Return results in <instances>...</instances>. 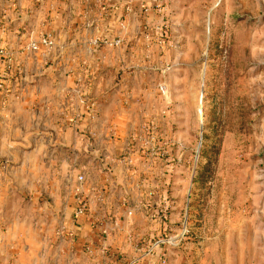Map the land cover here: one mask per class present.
I'll list each match as a JSON object with an SVG mask.
<instances>
[{
	"label": "rangeland",
	"instance_id": "374dc122",
	"mask_svg": "<svg viewBox=\"0 0 264 264\" xmlns=\"http://www.w3.org/2000/svg\"><path fill=\"white\" fill-rule=\"evenodd\" d=\"M146 3L150 16L111 49L136 66L147 43L156 65L159 105L138 112L136 158L125 159L127 146L121 156L136 170L134 195L110 180L96 241L82 244L42 216L47 200L67 196L59 172L13 168L0 151V264H264V0Z\"/></svg>",
	"mask_w": 264,
	"mask_h": 264
},
{
	"label": "crops",
	"instance_id": "0c3cea01",
	"mask_svg": "<svg viewBox=\"0 0 264 264\" xmlns=\"http://www.w3.org/2000/svg\"><path fill=\"white\" fill-rule=\"evenodd\" d=\"M35 1L0 0V49L8 53L11 69L0 90V151L15 156L13 168L38 166L45 179L59 172L55 181L67 196L64 202L58 196L46 201L45 224L51 228L52 220H61L78 242L90 244L96 241L92 220L108 208L106 184H125L134 195L137 173L133 167L125 172L121 156L127 146L125 159L136 158L128 147L143 134H138V112L159 105L157 84L149 82L155 77L149 70H156L154 60H146L149 45L142 46L134 66V55L112 51L103 41L124 35L130 22L145 20L151 5L146 0ZM44 34L54 37L52 50L24 49ZM4 63L0 71L6 70ZM79 176L91 204L85 218L74 220L72 195Z\"/></svg>",
	"mask_w": 264,
	"mask_h": 264
},
{
	"label": "built area",
	"instance_id": "2783aa9c",
	"mask_svg": "<svg viewBox=\"0 0 264 264\" xmlns=\"http://www.w3.org/2000/svg\"><path fill=\"white\" fill-rule=\"evenodd\" d=\"M148 36L146 35V38ZM122 44V41L120 39H111V40H104L103 45L108 49H114L120 47ZM55 47V39L51 34H44L39 36L38 38L32 39L28 45L24 48L25 50H29L32 52H37L40 49L44 50H52ZM6 64V70L0 71V90L4 87V82L6 79V72H11V69L9 68L10 64V58L6 50L3 48L0 49V63ZM16 72V71H13ZM160 90H163L164 87L160 86ZM83 178L79 176L77 178V181L81 182ZM89 205L87 203V200L84 196H77V199L74 201V208H73V215L75 217V220L84 218L87 214Z\"/></svg>",
	"mask_w": 264,
	"mask_h": 264
}]
</instances>
